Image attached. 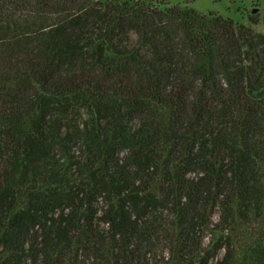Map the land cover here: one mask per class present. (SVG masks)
<instances>
[{
  "label": "trees",
  "instance_id": "obj_1",
  "mask_svg": "<svg viewBox=\"0 0 264 264\" xmlns=\"http://www.w3.org/2000/svg\"><path fill=\"white\" fill-rule=\"evenodd\" d=\"M250 21L0 0V264H264Z\"/></svg>",
  "mask_w": 264,
  "mask_h": 264
},
{
  "label": "rangeland",
  "instance_id": "obj_2",
  "mask_svg": "<svg viewBox=\"0 0 264 264\" xmlns=\"http://www.w3.org/2000/svg\"><path fill=\"white\" fill-rule=\"evenodd\" d=\"M93 1V0H91ZM170 5H189L202 13H216L237 23L251 25V18L260 23L254 28L264 33V0H167ZM71 6V3H68ZM69 7V6H68ZM258 11L253 13V9ZM71 9V7H70Z\"/></svg>",
  "mask_w": 264,
  "mask_h": 264
},
{
  "label": "water",
  "instance_id": "obj_3",
  "mask_svg": "<svg viewBox=\"0 0 264 264\" xmlns=\"http://www.w3.org/2000/svg\"><path fill=\"white\" fill-rule=\"evenodd\" d=\"M252 11H253V13H255L256 11H258V8H255Z\"/></svg>",
  "mask_w": 264,
  "mask_h": 264
},
{
  "label": "flooded vegetation",
  "instance_id": "obj_4",
  "mask_svg": "<svg viewBox=\"0 0 264 264\" xmlns=\"http://www.w3.org/2000/svg\"><path fill=\"white\" fill-rule=\"evenodd\" d=\"M255 9V8H254Z\"/></svg>",
  "mask_w": 264,
  "mask_h": 264
}]
</instances>
